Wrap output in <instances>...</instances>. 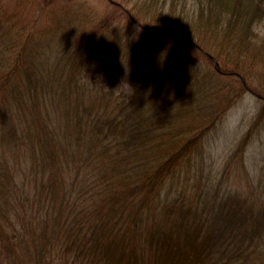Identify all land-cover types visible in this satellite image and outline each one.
<instances>
[{"label": "trees", "instance_id": "16d2710c", "mask_svg": "<svg viewBox=\"0 0 264 264\" xmlns=\"http://www.w3.org/2000/svg\"><path fill=\"white\" fill-rule=\"evenodd\" d=\"M263 137L264 0H0V264H264Z\"/></svg>", "mask_w": 264, "mask_h": 264}, {"label": "rangeland", "instance_id": "374dc122", "mask_svg": "<svg viewBox=\"0 0 264 264\" xmlns=\"http://www.w3.org/2000/svg\"><path fill=\"white\" fill-rule=\"evenodd\" d=\"M255 102L256 98L252 94L247 93L245 95L244 102L230 110L228 121L225 123L224 126H222V128L218 132L220 141V151L226 149L227 145H229L230 151L234 148V141L236 140L235 136L237 134L235 126L240 122H243L241 132L246 129V127H244L245 121L248 120V117L252 114L253 105L255 104ZM258 146L259 145L255 144V146L253 147V151L258 150Z\"/></svg>", "mask_w": 264, "mask_h": 264}]
</instances>
